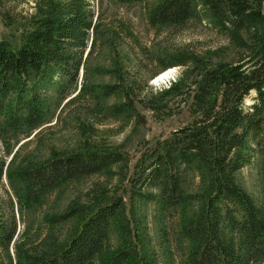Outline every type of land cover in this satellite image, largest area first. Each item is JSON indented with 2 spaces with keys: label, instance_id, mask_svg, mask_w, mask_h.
Masks as SVG:
<instances>
[{
  "label": "trees",
  "instance_id": "16d2710c",
  "mask_svg": "<svg viewBox=\"0 0 264 264\" xmlns=\"http://www.w3.org/2000/svg\"><path fill=\"white\" fill-rule=\"evenodd\" d=\"M263 5L264 0L154 1L153 27L203 22L243 52L236 61L216 62L186 49L161 53L159 72L177 66L181 72L151 98L145 92L148 81L159 72L128 76L119 41L125 29H103L93 0H49L22 46L0 42V189L4 177L13 189L0 193V264H149L125 200L98 183L63 213L47 216L49 228L39 241L16 238L18 204L31 208L63 184L116 171L128 179L132 199L183 210L180 233L190 244L186 264L263 263L264 203L236 179L255 156L264 171ZM81 71V90L61 108L69 109L76 146L50 148L48 157H28L22 168L13 169L8 155L14 142L49 121L77 88ZM138 103L159 117L188 105L192 120L147 145L130 172L125 152L93 143L91 136L100 117L140 123ZM191 175L199 178L196 190L186 188ZM67 222L72 224L64 232Z\"/></svg>",
  "mask_w": 264,
  "mask_h": 264
},
{
  "label": "rangeland",
  "instance_id": "374dc122",
  "mask_svg": "<svg viewBox=\"0 0 264 264\" xmlns=\"http://www.w3.org/2000/svg\"><path fill=\"white\" fill-rule=\"evenodd\" d=\"M49 0H0V42L5 41L14 49L22 46L25 36L35 28V19L42 12ZM156 0H143L134 3H121L118 0H93L96 17L107 31L121 32L122 43L120 51L124 55L125 71L128 76H152L161 71L157 57L161 53L176 52L183 49L195 55L216 61H236L243 50L231 44L229 40L205 23L190 21L181 29H158L149 20V7ZM264 9V5H263ZM170 75L163 80L155 81L153 76L148 81L145 91L148 98L178 78L180 67L169 68ZM83 71L80 72L77 88L71 96L65 99L61 106L52 112L51 118L29 136H20L14 142L13 150L8 160L13 169L22 168L27 158H46L49 149L70 150L76 146L74 124L68 121V110L61 108L67 100L75 97L81 90ZM93 79L100 82L97 75ZM103 81L110 82L105 76ZM147 101V99H146ZM84 103V102H83ZM82 103V104H83ZM141 122L128 118H104L97 125V130L91 136L92 142L107 147H118L125 152L130 160V172L140 152L147 145L168 137L173 131L189 124L192 120L188 105H183L179 112L171 116L159 117L142 104H137ZM76 141V142H75ZM0 143V150H2ZM15 156L13 157V155ZM113 171L118 166H113ZM116 173V174H115ZM238 184L250 193L258 202L264 203V171L261 159L255 156L252 162L244 166L236 174ZM96 183L110 188L111 195L122 197L128 207L132 229L143 260L149 264H186L190 244L180 233L181 223L185 216L180 207L164 208L158 203L131 198L129 182L121 174L113 172L105 175L97 173L84 176L63 184L47 193L42 201L31 208L16 206L18 217L19 240L26 237L28 241H39L48 231L49 224L45 218L49 215L63 213L72 203L83 197ZM199 178L189 176L186 183L188 190H196ZM4 190L11 194L13 189L6 177L3 179L0 193ZM194 205L189 206L192 212ZM72 223L64 225V232ZM117 235H112V241L117 242ZM261 264H264L261 263Z\"/></svg>",
  "mask_w": 264,
  "mask_h": 264
},
{
  "label": "bare ground",
  "instance_id": "6f19581e",
  "mask_svg": "<svg viewBox=\"0 0 264 264\" xmlns=\"http://www.w3.org/2000/svg\"><path fill=\"white\" fill-rule=\"evenodd\" d=\"M170 75V71H164L163 73L159 74L155 81H160V80H163L165 79L166 77H168Z\"/></svg>",
  "mask_w": 264,
  "mask_h": 264
}]
</instances>
